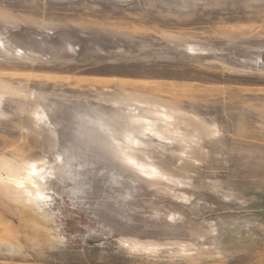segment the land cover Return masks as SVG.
Here are the masks:
<instances>
[{
  "label": "rangeland",
  "instance_id": "obj_1",
  "mask_svg": "<svg viewBox=\"0 0 264 264\" xmlns=\"http://www.w3.org/2000/svg\"><path fill=\"white\" fill-rule=\"evenodd\" d=\"M0 264H264V0H0Z\"/></svg>",
  "mask_w": 264,
  "mask_h": 264
}]
</instances>
